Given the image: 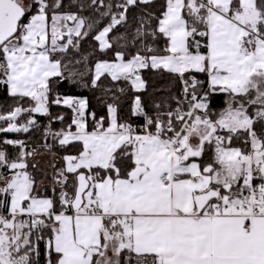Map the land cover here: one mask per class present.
I'll return each instance as SVG.
<instances>
[{
	"label": "snow or ice",
	"instance_id": "snow-or-ice-1",
	"mask_svg": "<svg viewBox=\"0 0 264 264\" xmlns=\"http://www.w3.org/2000/svg\"><path fill=\"white\" fill-rule=\"evenodd\" d=\"M0 98V264H264V0H0Z\"/></svg>",
	"mask_w": 264,
	"mask_h": 264
},
{
	"label": "trees",
	"instance_id": "trees-1",
	"mask_svg": "<svg viewBox=\"0 0 264 264\" xmlns=\"http://www.w3.org/2000/svg\"><path fill=\"white\" fill-rule=\"evenodd\" d=\"M0 99H2V98H0ZM55 110V109H54ZM58 126V125H57Z\"/></svg>",
	"mask_w": 264,
	"mask_h": 264
}]
</instances>
